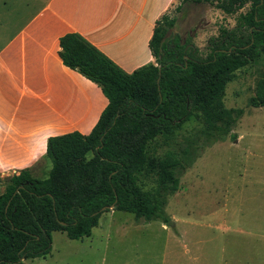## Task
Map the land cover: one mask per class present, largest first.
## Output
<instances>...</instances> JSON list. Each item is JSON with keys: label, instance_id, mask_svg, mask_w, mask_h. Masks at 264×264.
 I'll list each match as a JSON object with an SVG mask.
<instances>
[{"label": "trees", "instance_id": "obj_1", "mask_svg": "<svg viewBox=\"0 0 264 264\" xmlns=\"http://www.w3.org/2000/svg\"><path fill=\"white\" fill-rule=\"evenodd\" d=\"M181 1L208 3L226 14L249 4L234 28L210 40L206 56L169 31L176 17L168 8L149 39L154 61L131 72L73 32L59 38L64 65L97 83L108 102L89 133L48 137L46 177L26 168L3 178L0 264L46 256L53 231L69 239L88 236L111 209L167 222L164 206L178 189L179 176L204 145L231 132L244 110L225 106L226 86L238 69L264 58V0ZM249 104L264 106V77ZM191 119L201 128L176 140ZM172 143L175 148L158 154L157 146ZM147 179L154 181L150 190L142 187Z\"/></svg>", "mask_w": 264, "mask_h": 264}, {"label": "rangeland", "instance_id": "obj_2", "mask_svg": "<svg viewBox=\"0 0 264 264\" xmlns=\"http://www.w3.org/2000/svg\"><path fill=\"white\" fill-rule=\"evenodd\" d=\"M248 4L226 14L208 3L173 0L169 15L175 16L176 22L169 31L179 33L187 46L206 56L210 40L219 37L223 29L234 28ZM260 77H264V58L238 69L227 84L225 106L242 108L244 113L229 134L204 145L179 176L178 189L167 196L164 206L167 222L145 221L130 211L111 209L100 215L88 236L69 239L64 232L53 231L50 252L25 259V264H219L224 237L232 244H225L226 252L244 251L241 241H232L234 237L240 239L234 236L237 234L229 233L225 226L245 228L251 221L250 228L264 229L252 220L257 206L264 204V106L249 104ZM201 126L196 119L185 122L176 140L190 138ZM173 148L174 143L157 146V152L163 154ZM42 167L44 172L36 173ZM50 167L45 152L32 167L23 169L31 173L37 169L35 175L46 177ZM143 183V189L154 186L152 179ZM4 184L0 179V191ZM191 255L195 257L190 259Z\"/></svg>", "mask_w": 264, "mask_h": 264}, {"label": "crops", "instance_id": "obj_3", "mask_svg": "<svg viewBox=\"0 0 264 264\" xmlns=\"http://www.w3.org/2000/svg\"><path fill=\"white\" fill-rule=\"evenodd\" d=\"M172 1L0 0V179L32 167L48 137L89 133L107 105L97 83L64 65L59 38L73 32L131 72L154 61L149 39ZM254 216L264 226L263 203ZM245 224L225 226L245 250L226 252L224 237L219 264H264V229Z\"/></svg>", "mask_w": 264, "mask_h": 264}, {"label": "water", "instance_id": "obj_4", "mask_svg": "<svg viewBox=\"0 0 264 264\" xmlns=\"http://www.w3.org/2000/svg\"><path fill=\"white\" fill-rule=\"evenodd\" d=\"M111 207H113V206H111Z\"/></svg>", "mask_w": 264, "mask_h": 264}]
</instances>
